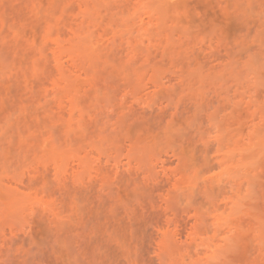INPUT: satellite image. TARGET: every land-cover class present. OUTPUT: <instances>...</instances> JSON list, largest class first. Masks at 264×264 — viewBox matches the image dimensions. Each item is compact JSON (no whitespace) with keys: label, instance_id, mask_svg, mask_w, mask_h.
<instances>
[{"label":"rangeland","instance_id":"rangeland-1","mask_svg":"<svg viewBox=\"0 0 264 264\" xmlns=\"http://www.w3.org/2000/svg\"><path fill=\"white\" fill-rule=\"evenodd\" d=\"M0 264H264V0H0Z\"/></svg>","mask_w":264,"mask_h":264}]
</instances>
